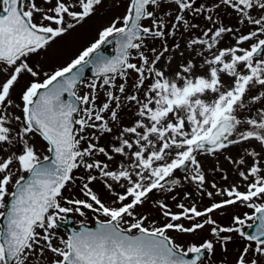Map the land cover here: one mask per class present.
<instances>
[{
	"label": "snow or ice",
	"instance_id": "snow-or-ice-1",
	"mask_svg": "<svg viewBox=\"0 0 264 264\" xmlns=\"http://www.w3.org/2000/svg\"><path fill=\"white\" fill-rule=\"evenodd\" d=\"M103 3L0 0V264H264V0H121L44 70L35 57ZM221 159L236 177L223 187L208 180ZM151 210L163 222L145 227ZM87 212L95 229L58 236Z\"/></svg>",
	"mask_w": 264,
	"mask_h": 264
},
{
	"label": "rangeland",
	"instance_id": "rangeland-1",
	"mask_svg": "<svg viewBox=\"0 0 264 264\" xmlns=\"http://www.w3.org/2000/svg\"><path fill=\"white\" fill-rule=\"evenodd\" d=\"M39 1V5L41 4V0ZM115 4L118 7L113 6V0H104L102 6L98 7L96 13L87 19L81 26H78L74 31L70 34L63 37L61 40L57 42L53 47L49 48L46 52H43L40 56L35 57V60L43 66L44 70H54L56 68L65 66L72 59H74L84 48L88 47L91 43H93L98 38V32L102 30L103 27L107 26L109 20L114 15H119L123 12V6L121 0H115ZM87 91V89L80 88V94ZM103 101V93H100V98L98 99V103ZM36 142H40L38 139ZM48 153L45 150V155ZM219 167L223 169V172L209 171L208 172V180L209 183L215 182L219 186H227V184L232 183L236 180L233 172L231 171V166L223 161V159L219 162ZM206 168L211 169L212 164L209 162L206 164ZM227 174L228 180H224L223 176ZM184 173L177 171L175 173V178L181 179L183 181ZM243 190V189H242ZM73 193L79 196V193L76 192V189H73ZM65 195H69V193H65ZM82 198V197H80ZM162 198L161 193L154 192L151 194V201H156ZM106 199V197H105ZM209 203L206 199L203 204H200L199 207H203ZM173 210L176 209L173 207ZM246 211V209H228L223 212V214L217 213L214 218L221 225L228 226L232 223V215L239 214L240 212ZM149 222L145 223V227L150 226V222L155 220L157 226H159L163 221L158 218L157 213L154 210L149 211ZM72 215L76 216L77 221L92 223L96 220L95 214L91 212H87L85 217H80L75 213ZM101 220L105 219L104 217H100ZM126 227V226H125ZM58 236L67 237V234L60 229V232L57 231ZM169 235L173 236L177 243L186 244L190 241V237L180 236L176 233H169ZM198 242V241H197ZM237 245H229V253L230 257L233 253L234 246ZM217 264H219V253H217ZM204 264H209V260L205 259Z\"/></svg>",
	"mask_w": 264,
	"mask_h": 264
},
{
	"label": "water",
	"instance_id": "water-1",
	"mask_svg": "<svg viewBox=\"0 0 264 264\" xmlns=\"http://www.w3.org/2000/svg\"><path fill=\"white\" fill-rule=\"evenodd\" d=\"M105 56H108V57H111L110 55H107L105 52H104V50L103 49H101L100 50ZM85 71H86V69H85ZM85 75V74H84ZM65 99V98H64ZM64 226H66V225H64ZM84 227H87V226H84ZM88 229H95V228H90V227H87Z\"/></svg>",
	"mask_w": 264,
	"mask_h": 264
},
{
	"label": "flooded vegetation",
	"instance_id": "flooded-vegetation-1",
	"mask_svg": "<svg viewBox=\"0 0 264 264\" xmlns=\"http://www.w3.org/2000/svg\"><path fill=\"white\" fill-rule=\"evenodd\" d=\"M17 146H18V150H20L22 148L21 144H17Z\"/></svg>",
	"mask_w": 264,
	"mask_h": 264
}]
</instances>
